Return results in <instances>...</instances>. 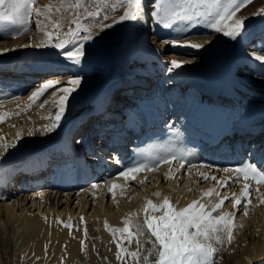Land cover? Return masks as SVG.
<instances>
[{
  "label": "bare ground",
  "instance_id": "obj_1",
  "mask_svg": "<svg viewBox=\"0 0 264 264\" xmlns=\"http://www.w3.org/2000/svg\"><path fill=\"white\" fill-rule=\"evenodd\" d=\"M35 8H38V6H36ZM39 8L41 10H44V5H42ZM34 19H35L34 24H37L36 23L37 17H36L35 12H34ZM147 25L148 24L146 25L139 24L140 30H142L141 34L144 35L142 37L144 38L147 36V40H148L151 31L149 30ZM0 26L4 28L2 24H0ZM158 28L160 29V31H164V32L169 30V29H164L163 26H160ZM44 32L45 31H40L38 33L32 32L31 34L34 35V37L38 35L39 36L41 35V37H44ZM215 39L216 37L214 36L213 38L208 39V41H214ZM13 40L21 41L23 40V38H17L16 36L13 38ZM40 40H43V39H40ZM204 41L206 42L207 40H204ZM140 45L138 46V48L140 47ZM19 46L20 44L18 42L15 46L12 45L10 47L12 51L10 48H8L10 51L9 54L10 55L12 54L13 49L15 51H19L20 49H22V47H19ZM143 48L139 50L140 56H143V55L145 56L146 51ZM27 53H29V51H26L23 54L27 55ZM109 55L111 57L110 59L112 60L114 66L108 69L107 72H103L102 74H100V76H98V80H97L95 88L87 92L86 95L79 93V95H76L75 99L70 98L68 106L71 105L72 102L74 103L78 97L79 98L81 97V99H83L84 97L85 98L90 97L91 99H94L93 104L95 106L98 103L100 95L102 94V90H105L104 88L106 86H108L109 84H112L115 80L118 79L114 77L115 71L112 72L111 69L113 70L115 69L116 70L115 73L126 71L125 70L126 61L116 59L113 50L110 51ZM136 55H139V54L136 53ZM10 58L11 57H4L3 55H0V67L3 66L4 67L3 70L5 71H10L8 70L10 68H12V71H13V68H16L17 70L20 71V73L22 71H25L26 73L31 72L32 74L33 71L38 72V70L41 69L43 63H45L44 62L45 57L42 58V56L34 58L33 55H30L29 58H27V60L24 62L15 60V59L11 60ZM56 62L55 63L51 62V65H49V67H48V64H46V67H48L49 69L50 68L55 69L56 67L54 66L58 67L60 65V64L59 65L56 64ZM159 65H160V62H159ZM232 65H233V61H231L230 58L228 60L226 57H220L219 59L215 60V63L213 65H204L201 69L182 67L183 68L182 71L174 69L173 73H169L166 70V76L165 77H162L163 75L159 76V82H158V85H159L158 90L164 87V93L163 94L157 93L153 99L151 98L148 99V101H146L144 105L143 103L141 104V102L139 101V99L142 100L143 97L128 95L126 97L127 99L125 102L130 101V102H135L136 104L135 106H132L130 108L126 107L125 109L126 111L124 110L127 113L126 116L129 119L131 118L134 122L133 130L136 127L138 128V124L140 123V121L138 120L142 118L141 116L142 114L140 113L144 109L146 113H144L142 122L146 123L147 129H145V132H143L144 134L141 133L139 134V136H136V138L132 140V143L130 146L131 154H129L127 157H124V158H122L118 152L119 150H123V149H121L120 146H117V144L112 143L106 137L104 138L102 136L101 139H98V135H97V137H95L94 140H90L88 139V135H85L84 133H82V135L80 136H79V133H77L73 137H71L68 134L71 126L73 127V129H75L79 125L78 130L84 131L83 129H81V127H87V124H88L87 123L88 119H86L85 116H87V114L94 115L97 113L94 107H93L94 109H92L91 111L88 110L85 113H82L81 117L79 118L76 116H78L80 113L75 114V117L78 120L73 119V121L61 122L59 128L51 133H45L43 131V127L51 122L50 116L51 115L52 117L54 116V112H55L54 105L58 97L54 98L52 93L46 96L43 99V101L34 100L33 104H29V102H28V105L26 103L14 104V106L3 108V110L0 109V114H6L5 118L3 120H0V151L3 150L2 146L5 144L15 145V148L9 147L8 149V151L12 153V155L9 158L14 157L15 154H18V153L20 154L25 153L26 155H24L25 158L23 160L24 162L22 163V171L23 172L26 171L25 172L26 175L28 172H30V170L36 171V170H39L40 168L45 167V164L47 162V167L48 165L51 167V169L48 170L49 177L52 175H55V176L57 175L58 177V179L55 180L56 178L52 176L53 179L50 184L51 186L48 187V184L40 186L41 188H43L42 191L45 190V192H42L40 190L38 191V193L41 195L40 197L37 198V194L32 193L33 195L32 201L33 202L36 201L37 206L43 203V205H46V207L48 208L45 215L42 212L41 214H39V211L37 213H32L29 215L28 210H24L23 212L20 211L19 213L15 214V212L13 211L14 210L13 205L9 201H7V198L9 197L8 192H4L0 189V197H3V198H0V218H1L0 227L4 226L5 221L11 220L14 224H17L18 221H20L23 224L21 232H28L26 235L23 236V239H25V241L20 242L19 246L15 250V253H13V255L11 256V264H30L31 262H34V261L39 262L41 260L42 261L45 260L47 262L49 261L50 264H88L86 263V260H84L83 254H81L80 251H78V245L80 244L81 240H83L84 242L83 245L87 247L88 251H90L89 253H87L89 263L102 264L101 263L102 261L99 259L100 254L98 253V249H99L98 247H101L103 249V252L105 253L104 255L106 259L109 260L108 263L128 264L129 261L128 262L127 260L123 261V258L121 260V257L119 261V259L117 258L118 252H117L116 245L118 243L120 244V252L123 249L129 252V249L127 250L126 248H124L123 238L126 237V239L128 240L127 241L128 248H130L134 244L135 242L134 235H136L135 233L137 231V227L140 225H143V220L145 217L144 208H145L147 201L151 200L154 204L159 205L162 203L163 198L167 196L170 200V203L174 205L177 209L185 207L187 204H189L193 200H197L198 203L205 204L206 210L211 208L206 204L205 198L210 197L215 191H218L220 187L219 185L221 184L211 185L210 182H207L205 183V185H199L198 193L196 195H192L191 198L188 197V195L185 196L186 194L185 192H181L177 194L171 189L165 190L164 188H162V186L158 184L155 186V189L151 187L148 193L144 196H141L139 200L136 199L133 205L130 208L128 207L129 209H126L125 211H123V213L121 215H118V217H116L117 215L114 216L112 207L111 208L103 207L104 205H102V203L98 204L100 206L98 207V209L97 207L94 206L95 211L90 216H88V219H90V225L88 224V222H85L86 220L82 221L80 219L81 217H84L82 215L84 214V212L81 213L82 210L79 211L80 213L78 215L72 218V216L69 217L71 209H69V211H66L68 210L66 209L64 213L66 215L64 216L62 213V215L65 218L60 217L61 219H59V217L56 218L57 216H59V214L56 215L55 217L53 212L50 211L51 208L49 207L48 203H49V198L51 197V195H53L54 197L55 196L59 197V196L64 195L65 197L64 199H69L71 198V196L74 195V193H77L76 195L78 196L79 201L82 202V199H83V202H84L86 200L84 203L85 205L87 202L86 193L89 191L90 193H94L92 197L95 196L96 200H98L99 202H100V198L102 199L105 194L108 195L109 193L111 195V200L115 201L116 200L115 194L121 191V188H118V187H122L123 184L121 183L124 181H125V184H127L128 182L135 183V184H132V186H129L130 190L126 189V192L125 190L122 191L123 194L124 192L127 194L129 191L131 197H133V195L141 194L142 190L144 189H140V188L142 186H146L145 183L150 181V179H155V180L160 179L161 180V178H165L164 176L161 175V173L165 175L167 173L169 178L171 177L174 178L178 174L179 170L184 165L187 166L185 169L186 170L185 173H189L188 175L191 174L190 181L195 182L196 178L199 179L201 176H203L202 174L196 173V171L204 170L205 167L206 169H210V168L213 169L215 167L217 169V165L218 166L219 164L222 165L221 163H225V162L212 157V155L210 156V153L208 157L202 158V155L205 153V152L201 153L204 150L202 146L209 143V138L204 137L203 141H200L197 139L194 140L193 138L188 139V135L186 136L187 134L186 131L190 127H193V126H196L197 128H200L204 131H210V130H213L214 128L213 125H216L219 122L224 124V125H221L220 127H224L228 129H232V127L239 125L241 122L242 123L246 122L244 127H242V136H241L242 141H248L250 139L261 137V136L264 140V128L258 134L253 133L252 130H248V129H252L251 127H249L250 123L257 124L256 121L258 120V118H260V116H264V104H260V106L259 105L258 106H254V105L248 106L247 104H243V99L239 97L240 95L238 94L236 90L237 87L236 85H234L236 79L234 77ZM5 68H8V69H5ZM110 71L114 75L110 76L109 75ZM130 71L133 72L134 78H139L140 80H142L143 77L148 78L150 75V72H157L158 69L155 70L152 67V65L151 66L149 65L147 67H134L130 69ZM136 71L141 76H139V74L136 73ZM143 72H148V74L143 73ZM1 73L3 74V72H0V76H3ZM135 74H138V75H135ZM172 76H176L177 81L183 80L185 82H187L189 77L193 78V80H198L202 82H204L203 80H208L211 83L209 84L214 89L221 88V89H226L227 91H229L227 92L226 97H229L232 100L220 101V103H218V101H215L214 97H210V98L207 97L205 99L202 98L201 100L198 96L193 95L191 93V92L196 93V90L192 84L188 85L191 88V90L189 91V94H191V96H187L184 98L181 96H178V94L175 92V88H172V90H169L165 86V84H162L170 80ZM125 80H127V78ZM129 81L133 83L131 79L128 80V82ZM0 82H1L0 84L2 85V87L0 88V92L5 95H10L11 97V95L15 93V92H10V88L13 87V84L5 80H0ZM6 84H9V85H6ZM134 84H138V82L135 81ZM194 85L198 86L197 84H194ZM202 88H206V87H202ZM48 99H53V100L52 102L50 100V103H49L47 101ZM41 104H44V107H41ZM167 106L170 112H172L171 114L169 113V115H172L173 113L175 114L180 113L184 117H186L187 122L188 121L190 122V123L188 122V127L183 129L177 126L171 127L170 125H168L165 128L164 126H162V123L159 122L157 124L158 125L160 124L161 126L158 128L157 131L154 130L155 127H157V125H152V123H150V119L154 117V114L158 109H159V115H161V110L163 111L164 108ZM26 107H28V110H25ZM116 108H117L116 103L113 106L111 104L108 105L107 113H109V115L111 114L113 115V116L111 115L112 117L109 116L108 117L109 119L105 117L103 118V120H101V118L97 115V118H98L97 123H100V125L98 126H101V124H103L106 120L109 124H111L113 122L112 119H115L114 113L116 111ZM148 112H150L149 116L146 115ZM67 114L68 112H66L65 118L66 116L67 118L69 117V115ZM170 117L171 116H168V119H170ZM261 122H264V121H261ZM126 123H130V122L127 121ZM150 125H152L151 130L148 128ZM29 132H31V134H29ZM190 133H192L191 130H190ZM17 134H19V140H17ZM78 137H80L79 139L83 137V142L77 145H72L71 141H73V138L75 139L74 141H76L78 140ZM53 141H55L54 144H53ZM200 143H202L203 145L200 146L201 145ZM97 144H100V147H101L98 149V151H96L97 150L96 147H94L93 151H88V152L86 151L88 149L90 150L93 145L96 146ZM107 145L108 146L114 145L116 147V150H111L109 147H107ZM251 145H253L252 142H251ZM74 146H77V147H74ZM73 147L75 148V150H73ZM165 147L186 150L190 152L191 155H189L186 158L185 163L183 165L177 163L175 160H173L171 164L162 163V164H159L152 171H141L137 173L135 179L131 177H129L128 179H125L124 177H121L119 175V172L123 170L124 167L129 165L130 163L134 161H140L141 163H143L145 160H149L150 157L147 156L148 150L156 151L158 149H162ZM212 147H213V152L216 150V148L217 149L219 148V146L216 147L214 145H212ZM48 148L55 150V154L50 156V154L52 153L48 152ZM243 155L245 154L243 153L241 156ZM117 156L119 157L121 161L120 164L115 163V159ZM109 157H112V159H109ZM92 161L96 162L98 165H93V168L91 167L92 169H90L92 171L90 172L94 173L96 171V167L98 168V171H101V169L105 168L104 167L105 164L107 166V171L106 169H104V171H106L104 176L105 178L107 177L105 179V182L101 181V182L95 183L97 185L95 188L92 187V184L89 186L80 184L79 177H78L80 173L78 167L81 166V164L83 163L85 165L84 167L87 168V163L91 164ZM15 162L16 163H13V164H9L8 162L7 164H5V165H8L7 166L8 168L5 167V169L3 170L1 169L0 179L1 177H3V179H5L7 182H3L4 180L2 181L1 179L0 186L2 183L3 184L7 183L8 185L11 181H13L10 178V174L12 175L14 173L12 171L15 170L16 167L19 166L17 164L18 161H15ZM61 163L62 165L59 166ZM195 165L197 166V168L195 167ZM209 165L211 167H207ZM229 166L232 167L233 165H229ZM224 167H227V166H224ZM9 170L11 171V173L9 172ZM170 170H171V175H169ZM25 173H22V177H25ZM14 174L16 175V173ZM99 175L101 174L99 173ZM27 178H29L30 180L38 179L35 176L32 177L31 174L30 176L27 175ZM62 179H66V182L62 183ZM38 180H42V179L39 177ZM67 182H70V184H66ZM18 183L15 182L13 184V188L20 187V186H17ZM113 183L119 185L117 187L118 189L115 188L114 190L109 192V189ZM7 185L5 184V186ZM136 185H140L141 187H138ZM230 185H232V182L227 183L225 186L226 188H229ZM189 186L190 185L187 183L186 188L189 189L190 188ZM225 186L222 185V187H225ZM209 189H212L211 195L205 196L204 193L208 191ZM263 190L264 189L261 190L259 188V193L256 195L254 199L255 203H253V206L255 208L258 207V205H260V207H258L259 209L256 208L258 210L255 213L259 215H261L262 213L261 207L263 206L264 202H261V199H258V198L264 197ZM24 191L25 190H21V189L17 191H13V193H11V196L12 198L17 199V197H19L20 195L23 196ZM157 192L160 193V195L159 196L155 195L154 197L153 194ZM176 194H177L176 198L172 200L171 198L174 197ZM258 200H260V204L257 203ZM209 204L211 205L212 203H209ZM50 212L52 214H50ZM162 212H163V209H161V212L157 213V216L161 215ZM221 212H229V210L226 206L224 207L222 205L220 209H217L216 211L212 212V215L216 216V215H219ZM62 215L60 214V216ZM263 219L261 217L260 220H257V221L255 220L256 222L252 224V228H251L252 230L251 232H253L254 235H256L258 238V244H251V243L248 244L247 243L248 241L246 239H243L240 242V246H239V249L242 251L243 254L241 257L236 256L235 257L236 259L233 260L232 264H254L255 261L263 262L262 261L264 259V220ZM125 221H128L130 224V230L133 233L131 237H129L128 233L117 232L115 233V235H113V232L105 229L104 227L105 222H107V224L109 225V228L111 229L123 228ZM66 224H71L72 225L71 229L65 227ZM238 226L239 224L234 222V227L236 228ZM218 227H222V226H218ZM143 232H144L143 235L146 234L148 236L147 241L152 244V241H154V238L151 236V233L147 230L146 227H144ZM220 235H222L224 242L223 244L214 243V247L221 249V250L225 249L224 252L227 254V256L230 255V252H233V254L235 255L236 251L234 252V250H237V249L235 246L233 247V245L231 244L234 241L233 240L234 235H232L233 239L231 242L227 240V232L220 233ZM94 237H97L98 244L96 245H94L92 242ZM47 243H51V245ZM46 244L49 246H47ZM55 244H58L59 247H56L53 249L52 246ZM44 246H47V248L50 246L51 247L48 249H45ZM142 247L144 248L143 249L144 252H140L139 250L138 255H137V258L140 259V262L144 261L143 255L144 256L148 255L150 259L152 258V255L155 256L156 250H154L153 248H150L151 252L154 251L153 254L149 253V251L146 252L147 250L146 248H149L148 243H145ZM130 252H129V255H130ZM217 252H219V250ZM217 252L214 253L213 260H215L214 258L215 256H217ZM1 254L2 253H1V248H0V264H8L7 261H4ZM134 260H137V259H134ZM45 261H44V264H45ZM145 263H149V261ZM257 264H261V263L257 262ZM262 264H264V262Z\"/></svg>",
  "mask_w": 264,
  "mask_h": 264
},
{
  "label": "rangeland",
  "instance_id": "obj_2",
  "mask_svg": "<svg viewBox=\"0 0 264 264\" xmlns=\"http://www.w3.org/2000/svg\"><path fill=\"white\" fill-rule=\"evenodd\" d=\"M120 4H121V0H39V1L34 0L33 8H35L36 6H38L39 8L42 5H44V10L45 9L49 10L48 16L51 19L45 20L43 17L40 18L41 20L40 29H42L41 31H52L54 33L53 40H55L57 33H55L53 24L59 23L61 25V29L59 33L60 35H67L70 29L75 26V22L77 20H80L81 23L85 24L86 26H95L97 23L111 24V19L113 16H118L120 14H123L124 8L121 7ZM113 5H115V7H113ZM97 6L101 7L100 14L98 16L89 17L88 13L96 12ZM56 8H60V12H57L55 10ZM104 15L109 16V19L107 21L103 20ZM236 15L243 16L247 24L250 25L251 27L253 28L258 27L260 29L261 17H264V0H248V2L244 4V6L241 7L236 12ZM34 23H35V19H34V12H33V16L28 25L29 31L27 32L26 35L21 34L17 36V38H23V40L21 41L13 40V37H11L10 35L6 33L5 28L0 26V49L10 48L12 45L15 46L18 42L20 45H27L31 41V45L29 47L22 48L19 51H15L13 49V52L11 55L9 54L10 51L0 54V55H3L4 57H11L10 58L11 60L15 59V60H19L22 62L26 61L30 55H33L34 58L41 57V56L42 58L45 57V60H44L45 63H43L41 67L42 70L40 69L38 70V72L33 71L32 74L31 72L26 73L25 71H22L20 73V71L17 70L16 68H13L14 72L12 71V68L10 69L5 68V69L10 70V72H12V74H7L8 72H6V76L13 75L15 73L14 75H18V77L20 78H18L19 81H17L16 83L14 84L11 83L13 84V87L10 88V92H15L16 94L13 93L10 97V95H5L0 92V109L2 110L3 108L14 106V104L26 103L28 105V102L29 104H33L34 100L30 99L31 93L35 91V89L42 83L44 79L54 78L51 75H49V73L56 71L58 67L60 69L64 68L63 64H60L58 67L54 66L56 67L55 69L48 68L49 65H51V62L55 63L56 61L62 60L63 57H59L55 54L59 50H46L45 48L35 47V44L37 42L44 41V37H41V35L34 37V35L31 34L32 32H37V33L40 32L37 29V24H34ZM160 26L153 25L150 22L148 23L147 27L151 31L148 40H147V36L144 38L142 37L144 35L141 34L142 30H140V26L133 25L131 23H125L124 25L117 24V25H113L103 30L96 28L93 35H94V38L95 37H98V38L96 39V44L94 46L93 55L89 58L88 62L84 65L83 71L81 72L83 81H82V86H81L82 90H78L79 93L86 95L87 92L95 88L97 80H98V76H100V74H102L103 72H107L108 69L114 66L112 60L110 59L111 57L109 55L110 51L113 50L116 59L126 61V65H125L126 71L115 73L116 70L111 69L112 72L115 71L114 72L115 75L111 71L109 72V75L110 76L114 75L116 79L118 78L117 81H119V79L121 81H128L131 79L133 81V84L136 81L135 79L140 80L139 78H134L133 72L130 71V69L134 67H147L149 65L150 66L152 65V67L155 70L158 69L159 71L162 69L161 73H163L162 74L163 76L162 75L161 76L165 77L166 76V67L164 66L165 62H170L171 60H177V61L184 60L185 63L182 65V67L184 68L187 67V68H200L201 69L204 65H213L215 63V60L219 59L220 57H226L228 60L230 58V60L233 61L232 70L234 73V77L237 80L235 81L234 85H236L237 87L236 90L238 94L240 95L239 97L243 99V104H247L248 106L249 105H254V106L259 105L260 106V104H264V103H261V102H264V77H261L259 75V72H260L259 67L253 64L251 61L246 59L247 54L251 53L252 51H258L259 47L261 46V42L259 39L261 34L257 33V32H260L259 29L257 31H253L252 35H250L247 39L254 38V37H258V38H254L253 40H249V41L244 39V40H240L237 42H233L223 37L221 34L213 33V31L211 29H208L207 26L203 23L197 25L195 23H189L187 21H183V22L178 21L177 23L173 24L169 28V30H167L166 32L160 31V29L158 28ZM124 33H125L124 35L125 40H123L124 38H122ZM173 36L175 37L186 36L187 40L190 43L204 44L205 47L200 50L192 49L191 47H179V46L172 47L170 43L165 44L160 39L161 37H164L165 39H168L170 41L171 37ZM214 36L216 37L214 41H208V39L213 38ZM40 39H43V40H40ZM204 40H207L206 41L207 43H205ZM139 42L141 45L139 44ZM45 44H46V41H45ZM208 44H211V46L209 47ZM139 45L140 47L138 48ZM46 47L50 49L51 45L46 44ZM142 48L145 49L146 51L145 56L144 55L140 56L139 50ZM26 51H29V53H27V55L23 54ZM136 53H138L139 55H136ZM258 54H262V53L258 52ZM159 62H160V65H159ZM46 64H48V67H46ZM140 65H143V66H140ZM3 69L4 67L1 66L0 70H3ZM136 73L138 72L136 71ZM143 73L148 74V72H143ZM150 73H156V72H150ZM161 73H158L157 77ZM138 74H135V75H138ZM139 76L141 75L139 74ZM55 78L60 79L62 81L67 79L66 76L64 77L58 76ZM126 78L127 80H125ZM143 78L148 79L149 77L148 78L143 77ZM0 80H4V79L0 77ZM188 80H187L188 85L197 84L198 86H200L201 84H203L202 81L193 80V78L191 77H189ZM203 81L206 82L208 80H203ZM182 82L185 83V81L183 80L177 81L176 76H172L170 80L162 84H165V86L169 90H172V88H175V92L178 95H180L181 93V95L184 97L191 96V94H189L190 90L185 94L184 88L181 86ZM6 85H9V84H6ZM63 86L65 85L61 84V85L54 86L53 89L44 90V92L40 95V97L37 100L43 101V99L46 96H48L50 93L53 94L54 98H57L59 95V89H61ZM1 87L2 85L0 84V88ZM193 87L196 88V86H193ZM240 87L248 88V89L245 92L240 93L239 92ZM212 90L213 92H216V91H220V92L224 91L225 93L229 92L226 89H221V88L214 89L213 87H212ZM13 97H17L18 99H14ZM217 97H221V96H216V98ZM50 100L52 102L53 99H48L47 101L50 103ZM93 100L94 99H91L90 97H86V98L84 97L83 99H81V97L80 98L78 97L74 103L72 102V104L68 106L67 115H69V117L67 118L66 116V118H64L61 122L73 121V119L78 120L76 119V117L78 118L81 117L82 113H85L88 110L91 111L94 108L96 109L97 104L95 103L96 105L94 106ZM217 101L220 102V100H217ZM28 107H26L25 110H28ZM126 107L127 105L125 106V108ZM77 113L78 114L80 113V114L75 117V114ZM111 115L107 113L105 117L107 118L109 116L112 117L113 115L112 116ZM175 115L183 116L180 113H176ZM52 118L53 117L51 115L50 119ZM260 118H261V121H264V116H260ZM260 118H258L256 123L262 124L263 126L264 122H261ZM176 122H178L177 119H176ZM171 124L175 125V123L174 124L171 123ZM54 143L55 141H53V144ZM261 147H263V145H261ZM24 155L26 154L18 153V154H15L14 157L9 158L3 163H0V172H1V169L3 170L5 169V167L8 168L7 167L8 165H5V164H7L8 162L9 164H13V163H16L15 161H18L17 164L19 165L20 170H22V163L24 162L23 160L25 158ZM52 155L53 154H50V156ZM186 167L187 166L184 165L179 170L178 174L174 178L171 177L173 180L168 177L167 173L166 175L161 173V175L164 176L165 178H161V180L160 179L159 180L150 179V181L145 183L146 186H142V187L140 185H136L138 187H141L140 189H144V190H142L141 194L133 195V197H131L129 191L127 194L125 192H126V189L130 190L129 186H132V184H135V183L128 182L127 184H125V181H124L121 183L123 184L124 187L123 186L118 187V188H121V191L115 194L116 196L115 201L111 200V195L109 193L108 195L105 194L102 199L100 198V202H99L98 200H96L95 196L92 197L94 193H90V191L86 193L87 202L85 205L84 203L86 200L84 202H83V199H82V202L79 201L78 196L76 195L77 193H74V195L71 196V198L69 199H64L65 198L64 195L59 196V197L58 196L54 197L53 195H51V197L49 198V203H48L49 207L51 208L50 211L53 212L55 217L56 215L59 214V216H57L56 218L59 217V219H61L60 217H64L66 215L64 214L66 209H68L66 211H69V209H71L69 217L72 216V218L78 215L80 213L79 211L82 210L81 213L84 212V214H82L84 217H81L80 219L82 221L86 220L85 222H88V224L90 225V219H88V216H90L95 211L94 206L97 207L98 209V207H100L98 204L102 203V205H104L103 207H106V208L112 207L114 216L117 215L116 217H118V215H121L123 211H125L126 209H129L133 205L136 199L139 200L141 196H144L148 193L151 187L155 189V186L158 184L162 186V188H164L165 190L171 189L177 194L181 192H185L186 193L185 196L188 195V197L190 198L192 195H196L198 193L199 185H205V183L207 182H210L211 185L221 184L219 185L220 187L218 191H215L210 197L205 198V202L209 207H211V205H214L215 203H217L218 199H220L221 197L225 195H228L229 197V201H226L223 204V206L224 207L226 206L229 212L233 214L232 215L233 224L234 222H236L240 226V227L239 226L236 227L237 229L233 227V232H232L233 233L232 235H234V239H233L234 241L231 244L233 245V247L235 246L237 250H234V252L236 251L235 255L233 254V252H230L231 256L230 255L227 256V254L224 252L225 249L224 250L219 249V252H217V256H215L214 258L215 259L214 264H225V263L232 264L233 260L236 259L235 258L236 256L241 257L243 254L242 251L239 249L240 242L243 239H246L248 241L247 242L248 244L250 243L258 244V238L256 235H254L253 232H251L252 231L251 228H252V224H254L257 220H260L261 217L262 219L264 218V203H263V206L261 207L262 209L261 215L255 214L256 211L259 209L258 207H260V205H258V207H256L258 209H256L253 206V203H255L254 199L256 195L259 193V188L261 190L264 189V184H256L254 181H252L249 184V198L248 199L250 203L248 204L247 214H245V210L242 206H237L236 209H233L230 203L231 194L235 192L238 195L240 189L243 187V184H244L243 179H241L239 183H233V180L235 179L234 175L232 173L223 172L222 169L225 167L222 165H219V166L217 165V169L216 167L213 169L211 168L206 169L205 167L204 170L196 171V173L198 174L206 175L207 179H205L203 175L199 179L196 178V181L194 182V181H190L191 174L188 175L189 173H185ZM195 167L197 168L196 165ZM227 167H230V166H227ZM9 172L11 173L10 170ZM214 176L217 178L216 180L212 179V177ZM166 177L167 179H170V180H167ZM225 177H229V179L227 180V183L232 182V185H230L229 188H226L225 186L227 184L225 183ZM106 178H104L102 182L103 181L105 182ZM1 179L2 181L5 180L3 179V177H1ZM187 183L190 185L189 189L186 188ZM91 184L93 185L95 183L93 182V183H90V185ZM124 184L127 186H125ZM222 185H224L225 187H222ZM87 186H89V184H87ZM124 190L125 192L123 194L122 191ZM11 193H13V190L8 192L9 197L7 198V201H9L13 205V208H14L13 211L15 212V214L19 213L20 211L23 212L24 210H28L29 215L32 213H37L38 211H39V214H41L42 212L45 215L48 208L46 207V205H43V203L37 206V202L32 201V196H33L32 192L27 193L24 191L23 196L20 195L19 197H17V199L12 198ZM217 193H219V195H217ZM177 194L171 199L174 200ZM153 196L155 197V194H153ZM209 203H212V204L210 205ZM257 203L260 204V200H258ZM78 204L80 205V207ZM51 212L50 214H52ZM159 212H161V209L159 211H153L150 214L157 215V213ZM62 213L64 216L62 215ZM60 214L62 216H60ZM22 225L23 224L20 221H18L17 224H14L11 220H9V221H5V224L3 227H0V248H1V253H2L1 255L4 261H7L8 264H11V256L13 255V253H15V250L19 246L20 242L25 241V239H23V236L28 233V232H21ZM134 239H135L134 244L130 248H128L127 247L128 240L126 239V237L123 238L124 248H126L127 250L129 249V252L130 251L131 252L129 255V252L126 251L125 249L121 250L119 254V257H121V260L123 258V261L124 260L125 261L127 260V262L129 261L128 264L129 263L131 264V262L132 264H152V261L155 259L154 255H152V258L149 260V263H145L142 260H141L142 262H140V259L137 258L139 250L140 252H144L143 251L144 248L142 246L145 243L149 244V248H146L147 249L146 252L149 251L150 248H153V245L147 241L148 236L146 234L143 236L134 235ZM92 242L94 245L98 244L97 237H94ZM47 244L51 245V243H47ZM47 246H44V248L48 249L51 247L50 246L47 248ZM52 247L54 249L56 247H59V245L55 244ZM98 248H99L98 253L100 254L99 259L102 261L101 263L110 264L108 263L109 260L106 259L104 255L105 253L103 252V249L101 247H98ZM153 249L155 250V248ZM78 251H80V253L83 254V258L84 260H86V263L91 264L88 262L87 253H89L90 251H88L87 247L83 245V249H82L81 244H79ZM132 253H135V256H133ZM153 253L154 251L151 252V254ZM134 259H137V260H134ZM44 261L45 260L43 261L41 260L39 262L34 261V262H31L30 264H36V263L44 264ZM119 261H120V258H119ZM262 261L264 262V259ZM257 262L261 264L263 263L261 261L260 262L255 261L254 264L255 263L257 264ZM45 264H50V263L49 261L48 262L45 261Z\"/></svg>",
  "mask_w": 264,
  "mask_h": 264
},
{
  "label": "snow or ice",
  "instance_id": "obj_3",
  "mask_svg": "<svg viewBox=\"0 0 264 264\" xmlns=\"http://www.w3.org/2000/svg\"><path fill=\"white\" fill-rule=\"evenodd\" d=\"M248 0H121L120 6L124 8L123 14L113 16L111 24L97 23L95 26H86L80 20L75 22V26L70 29L67 35H60L61 25L59 23L53 24L56 39L53 40L54 33L52 31L44 32V41L51 48H47L45 42H37L36 48H45L46 50H59L55 54L63 57L62 60L56 63L63 64L64 68H57L56 71L49 73L54 78L44 79L42 83L31 93L30 99L37 100L46 89H53L54 86L64 84L59 89L58 99L55 102L54 116L51 122L43 127L45 133H51L59 128L61 121L65 118L68 111V104L71 99H75L79 95L78 90H82L83 77L81 72L84 65L93 55L96 39L94 38V31L96 28L101 30L107 29L113 25H124L131 23L133 25L148 24L161 25L164 29H169L173 24L183 21L195 23L197 25L203 23L213 33L221 34L230 41L237 42L246 39L252 35V28L247 24L243 16L236 15V12L246 4ZM34 0H0V24L5 28V31L11 37H16L21 34L26 35L29 31L28 25L35 12L37 17V29L41 31L40 18L50 20L48 16V9L41 10L40 8H33ZM126 5V6H125ZM115 7V5H113ZM60 12V8L55 9ZM101 7L97 6L96 12H89V17L98 16ZM108 15L103 16V20L107 21ZM260 42L261 46L258 51H252L246 55V59L257 65L260 69L259 75L264 77V17H261L260 22ZM79 38V39H78ZM165 44L172 47H191L193 49H203L204 44L190 43L187 37H171L170 41L164 37L160 38ZM207 43V42H205ZM31 41L27 45H20L19 47H29ZM210 47L211 44H208ZM255 47V46H254ZM8 48L0 49V54L8 52ZM184 61L171 60L165 62L166 70L173 73L175 70L182 71ZM64 77L67 79L62 81L55 77ZM75 94V95H74ZM18 99L17 97H13ZM111 102L110 95L103 92L96 105L98 116L103 120L107 115V105ZM46 103V102H45ZM44 107V104H41ZM6 114H0V120L5 118ZM51 115V114H50ZM31 134V132H29ZM19 140V134H17ZM83 142V137L77 140V144ZM0 151V163L8 160L12 155L8 151L9 147L15 148V145L5 144ZM191 155L190 152L182 149H175L165 147L156 151L148 150L147 156L149 160L143 163L134 161L125 166L119 172L121 177L128 179L129 177L135 179L136 174L141 171H152L159 164L169 163L175 160L177 163L183 165L186 158ZM253 156L257 159L254 161ZM112 159V157H109ZM120 159L117 156L116 164H120ZM207 167H211L210 165ZM225 173H232L235 177L233 183H239L243 179L244 184L240 189L239 194L235 192L231 194L230 203L233 209L237 206H242L247 214L249 201V184L254 181L256 184H264V149L257 152V146L251 145L248 155L241 160L234 167H225L222 169ZM169 175H171V170ZM204 175V174H202ZM207 179V176L204 175ZM167 179V177H166ZM213 180L217 178L212 177ZM229 177H225V183ZM97 185L93 184L95 188ZM119 185L113 183L109 191L114 190ZM212 189L204 193L205 196L211 195ZM159 196L160 193H155ZM219 195V193H217ZM3 198V197H0ZM261 202H264V197H260ZM229 201L228 195L221 197L217 203L206 210V205L198 203L197 200L191 201L185 207L177 209L170 203V200L165 196L162 203L157 205L151 200L147 201L144 211L145 217L143 225L137 227L136 235L144 234V227L154 237L152 241L153 248H155V259L152 264H214L213 255L219 249L214 247V243L223 244L224 240L220 233L227 232V240L232 241V230L234 227L232 213L221 212L219 215L213 216L212 212L220 209L221 206ZM163 209L161 215L150 214L153 211ZM222 226V227H218ZM65 227L71 229V224H66ZM105 229L115 233H128L129 237L133 235L130 230L128 221L124 222L123 228H109L107 222L104 224ZM83 249V240L80 242ZM119 259L120 244L116 245ZM151 253V249H149ZM135 256V253H132ZM144 261H149L150 257L145 255Z\"/></svg>",
  "mask_w": 264,
  "mask_h": 264
}]
</instances>
